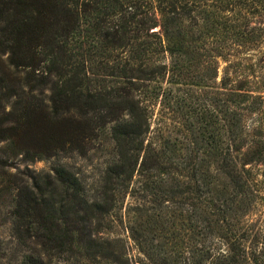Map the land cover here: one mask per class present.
<instances>
[{
    "label": "trees",
    "instance_id": "16d2710c",
    "mask_svg": "<svg viewBox=\"0 0 264 264\" xmlns=\"http://www.w3.org/2000/svg\"><path fill=\"white\" fill-rule=\"evenodd\" d=\"M258 15L264 0H0V53L24 73L9 79L0 68L11 146L28 141L25 159L34 150L41 158L108 127L116 149L93 194L64 164L30 174L11 211L18 248L0 264H135L121 238L97 233L134 177L129 230L140 264H264L262 231L239 230L255 193L247 165L264 162L263 126L248 130L244 119L262 96L225 71L211 132L202 120L204 143L186 159L170 139L145 144L164 80L183 94L217 81L222 60L264 41ZM7 162L0 157V172Z\"/></svg>",
    "mask_w": 264,
    "mask_h": 264
},
{
    "label": "rangeland",
    "instance_id": "374dc122",
    "mask_svg": "<svg viewBox=\"0 0 264 264\" xmlns=\"http://www.w3.org/2000/svg\"><path fill=\"white\" fill-rule=\"evenodd\" d=\"M252 20H254L253 24L264 26L262 15L253 17ZM259 22L261 23L259 24ZM239 48L240 50L234 51L229 57V62L225 60L220 62L217 81L210 79L206 86H196L192 89L186 87L184 91H187V94H183V92H178L180 90L171 91L169 89L171 85L167 83V79L164 80L158 97L150 102L151 125L145 136V144L148 141L163 142L170 139V148L174 150V155H172L176 159H186L185 156L190 154V149L195 145L194 142H198L199 145L204 143V140L200 138L202 120L205 118L209 120L208 131L211 132L215 126L213 119L216 114V101L214 97L218 82L225 71L230 73L233 85L238 80H245L249 89L253 90V95L262 96L263 108L260 112L246 113L244 124L248 130L263 126L264 138V41L262 40L259 44H241ZM8 57L9 53H0V68L3 73L8 75L9 79L17 78L18 80L24 73L10 66ZM14 71H17L18 74H14ZM7 90V87L3 89L4 92ZM35 94L37 95L38 91H35ZM181 101L182 103L179 104ZM9 109L10 106H7V110ZM3 119L4 114L0 112V157L8 160L6 172H0V254L4 252L11 254L18 248L11 230V211L18 189L22 185L32 182L30 174H52L55 166L64 164L78 175L93 194L99 189L104 170L115 157L116 149L110 137V130L105 127L95 129V134L92 137L85 139L77 146L76 144L59 146L45 152L41 158L34 150L33 154L25 159L26 150L30 149L31 152L33 144L25 140L20 142L19 139L16 143L17 146H11L13 137L10 138V133L12 131L6 130L9 123H4ZM32 155H35L33 159L30 157ZM247 166L252 169L251 184H253L252 190L255 193L254 201L251 207L249 206L247 214L240 219V226H243V229L239 230L243 232L246 226L251 224L250 227L253 230L262 231L257 240L264 241V162H253ZM137 180L138 177H134L127 191L123 193L120 201L121 207L118 206L111 217L104 220L103 227L97 233L101 237L121 238L126 244L131 262L135 261V264H140L139 258H143V255L139 252L129 230V218L133 215V211L129 212V208L134 204L132 202H135L130 192L137 185ZM172 208L173 203L170 202L169 218ZM250 240L248 239V241ZM53 264L69 263L56 258L53 260Z\"/></svg>",
    "mask_w": 264,
    "mask_h": 264
}]
</instances>
